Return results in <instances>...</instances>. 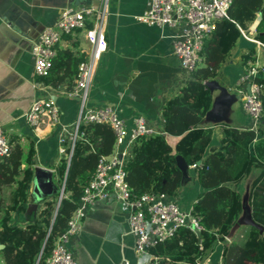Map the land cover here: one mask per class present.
Here are the masks:
<instances>
[{"label":"trees","instance_id":"trees-1","mask_svg":"<svg viewBox=\"0 0 264 264\" xmlns=\"http://www.w3.org/2000/svg\"><path fill=\"white\" fill-rule=\"evenodd\" d=\"M261 16L253 40L264 45V0H233L228 19L217 23L203 49V66H199L178 93L162 107L163 132L177 138L172 148L164 133L139 137L126 166V182L136 196L142 194H175L181 187V171L176 158L188 166L201 162L198 183L204 189L192 207L199 218L201 232L196 236L179 229L167 242L150 249L158 264H197L216 242H225L242 214L241 194L230 187L237 185L253 168L261 169L249 190L248 204L252 225L245 228L241 243L223 248L221 264H264V76L256 78L261 87L263 114L256 131H239L226 127L219 149L206 155L211 128L200 124L213 98L205 82L215 80L225 59L231 55L242 33L248 36L250 26ZM72 36V35H70ZM68 37V36H66ZM82 58L64 50L57 52L48 74L38 81L58 88L72 80ZM255 51L242 56L243 65L256 62ZM84 137L75 143L71 160L62 158L55 167V181L64 192L42 203L36 216H28L36 151L34 142L24 145L20 138L9 142L10 152L0 161V257L3 264H44L55 241L67 231L68 220L80 204L87 181L95 171L100 156H109L115 136L108 125L87 124L80 127ZM66 173V179L65 178ZM25 221V220H24ZM201 247V249H200Z\"/></svg>","mask_w":264,"mask_h":264},{"label":"crops","instance_id":"crops-1","mask_svg":"<svg viewBox=\"0 0 264 264\" xmlns=\"http://www.w3.org/2000/svg\"><path fill=\"white\" fill-rule=\"evenodd\" d=\"M56 1L58 4L53 0L51 3L45 0H0V17H10L13 11H23L36 25V39L42 28L51 24L61 9L68 6L67 2ZM102 2L103 0H81L80 5L98 6ZM146 2L147 0H110L105 27L108 50L97 64L89 92L88 108H114L125 123L127 131L133 127L134 118L142 117L155 134H163L162 107L191 79V74L182 70L172 53V42L179 34L177 30L168 26H148L137 21L146 10ZM254 33L250 32L248 36L242 33L233 52L217 73L215 80L229 93L236 92L235 84L244 68L242 56L254 50L258 66L264 68V49L254 44ZM79 36L82 37L80 32L63 37L56 52L66 50L75 58H82L83 51L88 48ZM75 74L72 80L66 79L58 88L48 87L34 75L33 57L27 45H23L21 49H9L6 45H0V126L5 130L9 142L20 138L25 145L28 139L33 140L35 166L52 170L54 179V169L63 158L58 155L59 128L71 132L79 115L78 101L68 98L66 94ZM218 95V92L212 93L213 99ZM48 98L60 110L59 125H41L36 129L30 127L24 115L31 103ZM223 117L225 120L220 125L203 121L202 126L212 130L206 155L211 150L219 149L223 131L228 126L239 131L257 130V125L243 109V95L224 110ZM164 135L168 144L174 148L178 139L165 133ZM260 171L259 168H253L237 185H230L240 192L241 201L248 208L250 186ZM203 190L198 183L197 170L188 166L187 177L176 193L181 210H191ZM41 206L42 203L38 205L37 211ZM37 211L35 214L26 212L22 222L28 223V216L35 217ZM244 214L242 210L240 218ZM247 226L238 225L225 242L215 243L200 264H221L223 248L232 242L241 243ZM133 241L128 230L126 209L121 202L110 198L96 202L85 212L81 229L69 242L68 248L77 264H119L123 260L129 264H142L152 259L148 254L138 259L133 252ZM0 264H3L1 257Z\"/></svg>","mask_w":264,"mask_h":264},{"label":"built area","instance_id":"built-area-1","mask_svg":"<svg viewBox=\"0 0 264 264\" xmlns=\"http://www.w3.org/2000/svg\"><path fill=\"white\" fill-rule=\"evenodd\" d=\"M107 2L108 0H103L98 6L83 4L63 7L56 19L43 27L38 37L31 42L33 73L37 77L48 74L63 37L80 32L88 48L83 51L72 86L66 92L68 98L78 101L79 115L71 132L59 128L58 155L65 158L69 165L75 143L84 137L80 132L81 126L105 124L115 136L112 153L99 157L94 174L83 190L80 207L69 218L67 231L55 241L44 264H77L68 244L79 233L85 212L96 202L110 198L121 202L127 211L128 230L134 240L135 256L138 259L147 254L152 257L142 264H158L150 249L172 239L179 229H186L193 234L196 231L201 232L199 218L192 213V209L188 212L181 210L176 194L145 193L136 196L128 186L125 169L132 156L135 141L139 137L155 134L145 120L142 117L134 118L133 127L127 131L125 123L118 117L114 108H88L89 92L97 64L108 50L105 38ZM232 3L233 0H147L146 10L137 21L148 26H168L177 30L179 34L172 42V53L182 70L192 74L203 63L206 40L215 30L217 23L228 19V10ZM253 42L258 48L264 49L260 42ZM259 76H264V68L258 66L257 60L247 62L235 84L236 90L243 95V109L257 128L263 114L261 87L255 81ZM24 116L27 124L35 129L41 125L54 127L59 125L60 110L49 98L38 99L31 103ZM9 152V140L0 126V161L7 157ZM196 166L195 164L189 167ZM119 264L129 262L123 260ZM197 264H200V261Z\"/></svg>","mask_w":264,"mask_h":264},{"label":"water","instance_id":"water-1","mask_svg":"<svg viewBox=\"0 0 264 264\" xmlns=\"http://www.w3.org/2000/svg\"><path fill=\"white\" fill-rule=\"evenodd\" d=\"M45 1L51 3L52 0ZM53 1L58 4L56 0ZM60 1H62L63 3L67 2L68 5L73 6H78L81 3V0ZM0 20V45H6L7 47H9V49H21L23 45H27L29 48H31V42L36 37V25L26 13H24L23 11H13V15H11L10 17L3 16V18H1ZM260 21L261 16H258L250 26V32H255ZM205 86L211 94L214 92H218L219 95L213 99L211 107L205 114L203 121H207L213 125H220L225 120V118L223 117L224 110L231 104L240 100L241 94L237 90L234 93H229L228 90L220 86L216 80L205 82ZM248 92L249 86H247V93ZM203 121L200 124L201 127H203ZM261 124L264 126V121ZM199 164L200 162L196 163V165ZM176 165L182 174V185L185 177H187L188 165L181 156H178L176 158ZM63 192L64 186L59 187L57 185L52 170L35 166L33 168L31 187L27 200V212L29 214H35L39 204L54 196H58V198L61 199V197L63 196ZM242 210L245 212V214L242 218L238 219L237 224L233 229H235L240 224H246L248 226L252 225L250 209L247 206H244V204L242 203ZM258 228L260 229V232L264 231L260 227ZM195 234L196 236H199L200 232L196 231ZM2 249L3 246L0 245V251Z\"/></svg>","mask_w":264,"mask_h":264},{"label":"rangeland","instance_id":"rangeland-1","mask_svg":"<svg viewBox=\"0 0 264 264\" xmlns=\"http://www.w3.org/2000/svg\"><path fill=\"white\" fill-rule=\"evenodd\" d=\"M109 4H110V0H108V2H107V7H109ZM108 9V8H107ZM252 33V32H251ZM80 37V39L82 40V42H83V38L81 37V36H79ZM177 193V192H176ZM175 193V194H176ZM80 205H81V203L79 204V206L78 207H80ZM217 243V242H216Z\"/></svg>","mask_w":264,"mask_h":264}]
</instances>
